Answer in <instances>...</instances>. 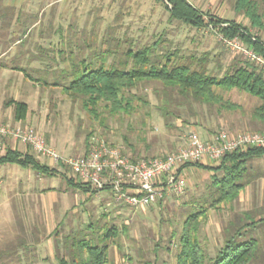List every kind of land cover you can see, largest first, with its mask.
Masks as SVG:
<instances>
[{"label":"rangeland","instance_id":"obj_1","mask_svg":"<svg viewBox=\"0 0 264 264\" xmlns=\"http://www.w3.org/2000/svg\"><path fill=\"white\" fill-rule=\"evenodd\" d=\"M188 1L205 13V20L207 14L235 20L264 40V28L251 27L249 18L236 9V0ZM257 2L262 12L264 4ZM165 4L159 0H0V124L32 128L63 157L86 153L98 138L137 158L174 152L192 131L203 140L220 131L264 134V123L252 114L260 100L237 89L218 90L221 103L208 104L177 88L143 80L125 93L131 103L128 109L115 111L101 101L94 115L80 97L53 84L67 83L61 69H68V64L57 63L56 58L86 57L112 49L117 40L122 48L134 50L158 41L154 51L158 57L175 53L181 63L205 54L208 72L217 76L247 59L214 28L190 27L170 19ZM20 67L40 80L29 79ZM12 100L26 103L24 119H15ZM5 147L29 151L56 172L33 184L26 183L27 175L21 170H27L16 164L6 165L0 174V264H59L60 258L70 263L74 253L76 264H81L85 249L73 244V239L90 240L105 227H115L118 233L107 241V264H175L183 223L201 207L205 212L192 235L205 263L230 235L239 232L237 239L258 242L249 264H264V155L246 160L242 187L231 201L210 206L216 197L213 176L222 172L194 166L182 171V193L132 209L115 206L118 203L111 197L108 205L109 199L102 198L108 196L106 191L91 194L68 185L69 170L37 156L29 146L7 141Z\"/></svg>","mask_w":264,"mask_h":264},{"label":"trees","instance_id":"obj_2","mask_svg":"<svg viewBox=\"0 0 264 264\" xmlns=\"http://www.w3.org/2000/svg\"><path fill=\"white\" fill-rule=\"evenodd\" d=\"M165 1V8L169 18L178 20L190 27L214 28L224 39L238 38L241 43L260 55L264 61V40L249 27L235 21L209 15L205 20V13L190 3L188 0H159ZM264 4V0H261ZM236 9L243 12L250 20L251 27L264 28V10L261 12L257 0H236ZM158 41L152 45L143 46L139 49L121 47L118 40L109 53H116L121 48L128 58L132 60L129 66H111L110 68L84 67L79 73H74L73 78L63 85L62 90L81 98L83 106L94 115L99 102L109 103L117 110L128 109L131 105L125 93L143 80L157 81L165 87L177 88L184 95H191L194 99L208 104L221 103V95L218 90L237 89L260 100L253 110L254 118L264 123V64L259 65L249 59L232 65L221 76L208 72L207 55L188 62H176L175 53L164 54L158 57L155 48ZM126 56V57H127ZM164 58V60H161ZM31 77V75H26ZM40 80V79H37ZM46 84V82H44ZM58 85L57 82L54 83ZM14 104V117L17 120L24 119L27 105L23 101H11ZM232 106V105H230ZM264 155L263 147H247L226 154L216 166L190 163L211 170L221 171V176H213L212 184L215 187L209 205L214 206L222 201L233 200L242 187L241 178L246 168V160L251 157ZM132 158V157H131ZM0 164H16L21 167H30L41 174H55L56 170L41 163L31 152H22L16 148L6 147L0 155ZM66 183L73 188L84 192H90L87 186L76 182L73 177H68ZM95 192H91L93 194ZM205 212V209L193 211L188 214L184 223L183 231L179 237V251L175 264H249L254 258L258 242L255 238L239 240V232L230 235L220 247L213 258L205 263V258L200 250L197 240L192 231L195 230L197 220ZM254 225V221L251 222ZM115 227H105L100 235L90 240L73 239V244L79 243L85 249V257L81 264H107V248L110 237L116 236ZM69 235L65 237V244ZM93 240V242H91ZM75 251H77L75 249ZM75 254V253H74ZM72 255L71 264H76ZM64 258L59 259V264H70Z\"/></svg>","mask_w":264,"mask_h":264},{"label":"built area","instance_id":"obj_3","mask_svg":"<svg viewBox=\"0 0 264 264\" xmlns=\"http://www.w3.org/2000/svg\"><path fill=\"white\" fill-rule=\"evenodd\" d=\"M225 42L247 59L264 64L262 57L238 38ZM7 141L29 146L37 156L66 167L75 181L87 186L90 192H109L116 203L132 209L157 203L168 194L182 193L185 188L182 169L187 164L219 161L226 154L247 147L264 148V134L260 133L220 131L203 140L192 131L184 145L164 156L131 158L118 145L98 138L91 141L86 153L63 157L32 128L0 124V155Z\"/></svg>","mask_w":264,"mask_h":264},{"label":"crops","instance_id":"obj_4","mask_svg":"<svg viewBox=\"0 0 264 264\" xmlns=\"http://www.w3.org/2000/svg\"><path fill=\"white\" fill-rule=\"evenodd\" d=\"M11 32H12L11 33V36H12L14 30H12ZM11 36H9V37H11ZM5 42H6L5 40H2L3 44ZM0 43H1V40H0ZM124 53H125L124 51H118V53L117 52L116 53L115 52L114 53H109V52H107V49H105V50H102V51H94L91 55L86 56V57H82V58H78V59H73V58H75V56H72V55L69 56L70 60L67 58L68 56H66V57L62 56L61 58L60 57L58 59L56 58V62L58 63L59 60H62V62H65V63L68 64V65H66V67L68 69H65V68L61 69V73L64 75V80L68 83V81L73 78V74L77 73V72L79 73L84 67H87V68H97V67L110 68L113 65L118 66V67H121V66H124V65H126V66L131 65L132 64V60L130 58H128V56L126 54H124ZM52 60H54V59H52ZM15 68H17V67H15ZM19 69L23 73H26L25 75H30V72L27 69H25L24 67H20ZM26 77H28L29 79L35 80V81L37 80V79H34L33 77H29V76H26ZM55 82H57L59 86H63L62 84L59 83V81H55ZM42 83H44V82H42ZM19 148H21V146H19ZM19 150H21V149H19ZM205 162L206 161H202L200 163L201 164L209 163V162H207V163H205ZM6 165H12V164H0V174H1V176H2L5 168H7ZM207 165H211V164H207ZM194 166L195 167H199V168H204V167H200V166H197V165H185L183 167L182 171H187V169L189 167H194ZM212 166H216V165H212ZM19 167H21V166H19ZM22 168H24V170L25 169L27 170L26 172H23L20 169L22 173L27 175V181H26L27 184H31V183L33 184L37 180V178H42V176L45 175V174H41V173L36 172L35 170H33L30 167H22ZM205 169H209V168H205ZM209 170H211V169H209ZM211 171L214 172V173L219 172V171L215 172L214 170H211ZM39 190H41V188ZM108 196L107 197H102V198H104V199L108 198L109 200L106 203L109 205L110 204V197L112 198V196H111V194L109 192H108ZM115 206H123V205L116 204ZM18 232H20V230H18ZM16 233L17 232L13 231L14 236H15ZM24 233H25V231H24ZM23 246L26 247L24 244H23Z\"/></svg>","mask_w":264,"mask_h":264}]
</instances>
